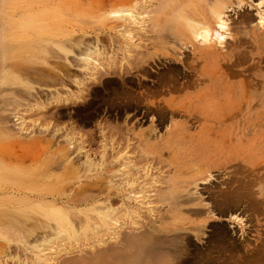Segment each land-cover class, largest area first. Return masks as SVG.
I'll use <instances>...</instances> for the list:
<instances>
[{"label": "rangeland", "instance_id": "374dc122", "mask_svg": "<svg viewBox=\"0 0 264 264\" xmlns=\"http://www.w3.org/2000/svg\"><path fill=\"white\" fill-rule=\"evenodd\" d=\"M158 1H150L149 10H158L163 2L175 5L178 2ZM229 1V31L223 33L225 40L222 44L218 42L219 33L213 34L212 42H216L219 54L207 66L203 64L209 72H200L201 80H197L196 76L184 77L182 72H169L168 61H165L168 56L173 57L172 47L175 49L179 45L172 36L177 29L174 21L172 23L176 15L173 8L167 12L170 21L167 24L163 22V29L150 27L149 34L140 42L141 49L133 50L132 58L128 59L122 51L118 52L125 49V41L118 34L119 28L116 26L133 15L137 16L144 0H0V74L2 70L9 69L18 79L5 87L0 84V118L2 116L10 123L6 124L9 128L4 131L1 130L3 122L0 121V204H4L0 205V214L10 209L9 213L1 214L0 219L9 216L22 219L25 216L30 220L32 229L33 226L36 228L31 230V224L27 223L23 230L0 222V264H37L34 261L37 251L32 249V244L36 238L40 241L44 233L47 235L52 231L51 244L38 243L42 245V264H112L108 255L112 258L117 255L116 250L123 248L117 246L115 254L113 249H109L112 254L108 253L110 251L106 249L113 244L109 237V233L110 236L112 233L102 224L99 212L95 210L109 205L105 201L108 196L116 209L115 219L116 216L120 217L117 214H121L122 203L126 206L131 204L132 209L139 212L138 215H126L122 211L118 222L113 224L116 228L119 223L124 224L121 219L125 222L120 235L129 231L135 240H139V233H145L151 229L150 225H154L158 228L153 233L157 241H150L148 245L169 251L171 248L164 240L177 236L178 253L183 255L182 264H264V26L259 23L260 15L264 14V0ZM212 2L193 0L194 9L200 13L199 10ZM151 16L152 13L145 18L150 20L148 24L153 25ZM243 18L246 22L242 24L240 21ZM164 24L168 25L166 29ZM232 26L235 27V34L230 33ZM236 31L240 34L236 35ZM70 34L73 39L82 38L89 44L98 40L105 49L109 48L107 52L113 49L118 52L115 56L117 65L111 68L105 66L101 70L112 73L100 76V84L106 76L123 78L136 73L157 82L155 87L145 88L142 97H133L131 92L121 94L129 104V107L125 105L126 118L136 104H143L145 117H150V121L137 125L125 120L123 124H99L97 130H91L88 124H62L56 123L52 114L45 117L46 111L57 109L52 105L46 110L31 107L38 102L46 103L55 90L64 93L68 87L80 96V100L73 98L70 103L60 106L66 107V110L72 109V105L84 104L94 93L93 86L99 85L88 83L82 90L73 84L72 76L81 79L85 76L84 72L77 68L71 74L62 71L66 56L59 51L58 41L65 40L64 36ZM237 38H242L241 44L237 43ZM74 51L73 63L79 68V50L75 48ZM150 56H154V59ZM143 59L148 61V72L135 68ZM99 61L101 63L102 60ZM104 63L102 61L101 64ZM195 73L198 75V72ZM31 87L34 91L29 90ZM156 87L157 90L154 89ZM197 94L199 98L195 97ZM167 102L174 106L176 115L158 121L155 111L166 106ZM15 112L22 115L25 134H15L16 130H12L11 116ZM167 124H171V128H167ZM173 126L179 128L175 130ZM51 135L55 137L49 139ZM68 136L74 147L70 149L67 159L60 152ZM78 146L83 148L82 153L77 151ZM86 156L94 162L93 165L83 164ZM116 158L129 159L131 165H135H132V170L125 169L121 166V159L113 162ZM123 168L124 172L130 171L126 172L130 177L121 175ZM146 170L151 177L143 179ZM205 171L208 176L211 175L208 184L197 181L199 184L195 187L192 178ZM156 176L162 184L161 191L150 184L144 189L156 203L138 211L137 206L126 199L130 191L123 190L126 180H138L139 188ZM111 178L113 185L110 184ZM157 189L161 195H165L163 198L155 196ZM142 194L136 195L138 199ZM42 204H53L54 208L66 210L62 230L56 229L59 235L55 231L56 221L35 208ZM24 207L29 209L17 212ZM231 214L242 218L243 223H229L227 216ZM41 225L45 228H41ZM200 225H203L202 233L207 236L198 241L193 236V230ZM162 228L165 230L162 231ZM120 235L119 238L123 239ZM127 243V248L132 246ZM139 244L134 243L137 249L134 245L129 250L125 247L123 250L126 253H121V250L120 258L130 253V257L133 255L131 259L135 257L134 261H137H132L133 264H144L145 248L142 247L143 243ZM133 250H136V255L131 253ZM119 256L113 260L115 264ZM129 256L127 260L120 259V262L123 260L128 264ZM161 259L151 263L168 264L166 258Z\"/></svg>", "mask_w": 264, "mask_h": 264}, {"label": "bare ground", "instance_id": "6f19581e", "mask_svg": "<svg viewBox=\"0 0 264 264\" xmlns=\"http://www.w3.org/2000/svg\"><path fill=\"white\" fill-rule=\"evenodd\" d=\"M150 1L152 2V0H144V5L141 7V9H140V12H139V14L137 15V16H135V15H133L132 17H130L129 19H127V20H123L122 22H121V24L120 25H118V26H116V27H118L119 28V32H118V34L120 35V37H122L123 38V40L125 41V44H124V48L125 49H120L118 52H120V51H122L123 52V54H126L127 55V57H128V59L129 58H132V55H131V53L133 52V50H139V49H141V45H140V42H141V40L144 38V37H146L148 34H149V28L150 27H153V28H155V27H160V28H162L163 29V27H162V24H163V22L165 21V23L167 24L169 21H170V19L168 20V15H167V12L169 11V10H171L172 8H173V11H174V14H176V15H174V20H172V23H173V21H174V23H175V25L177 26V29H176V31H175V33H173V38H174V40H176L177 41V44H179L177 47L178 48H175L174 49V47H172V49H173V54H171L173 57L171 58V57H169L168 56V58H165L166 60L165 61H168L167 62V64L169 65V72H182V75L184 76V77H187L188 75H192V76H196V79L197 80H201L200 79V77H202V74L200 73V72H209V70H208V67H204L203 66V64H205V66H207V63L209 64L210 63V61L212 62V61H214V59L216 58V56L219 54L218 53V49L216 48V42H212L213 41V34H217V33H219V40H218V42H219V44H222L223 43V41L225 40L224 38V35H223V33H227L228 31H229V18H227L228 17V15H227V13H229V12H231V9H230V7H231V5H230V1L229 0H212L213 2H212V4L210 5V6H208V7H206L205 9H201V10H199L200 11V13L198 12H196V10L194 9V4H193V0H176V1H178L177 3H176V5L175 4H173V3H167V2H163V3H161L160 5V8L158 9V10H156V11H153V9L151 8V10H149V7H150V5L152 4V3H150ZM158 1V0H157ZM263 1V0H262ZM171 2V1H170ZM173 2V1H172ZM257 2H258V0H257ZM206 3V2H205ZM204 3V4H205ZM211 2H209L208 4H210ZM262 3V2H261ZM158 4H159V1H158ZM158 4H156V6L158 5ZM207 4V3H206ZM263 4H264V2H263ZM261 4L259 3V5L258 6H260ZM156 6H154V7H156ZM197 8H199V7H197ZM234 7H232V9H233ZM201 11L203 12L202 14H201ZM150 13H152V16L150 17V18H152V23H153V25H150V24H148L149 23V21L145 18V16L147 15H150ZM154 13V14H153ZM167 16H166V15ZM201 14V15H200ZM171 16H173V15H171ZM252 16V15H251ZM240 17V16H239ZM231 19V18H230ZM244 19V18H243ZM249 19V18H248ZM252 19V18H251ZM232 20V19H231ZM240 20V19H239ZM233 21V20H232ZM234 22V21H233ZM242 22V24L244 23V22H246L245 21V19L242 21V19H241V21H240V23ZM171 23V22H170ZM236 23V22H235ZM235 23H233V24H235ZM260 24H262L263 26H264V14L263 15H260V22H259ZM166 24H164L163 26H164V28L166 29V27L168 26H165ZM232 24V25H233ZM239 24V23H238ZM249 24V23H248ZM234 26V25H233ZM233 26L231 27V29H230V33L231 34H235V29H237V27H236V24H235V29L233 28ZM238 26V25H237ZM239 26H241V25H239ZM243 26V25H242ZM244 27V26H243ZM242 28V27H241ZM117 29V28H116ZM169 30V29H168ZM238 30V29H237ZM232 31H233V33H232ZM236 33H238V31H236ZM240 33H238V34H236V35H239ZM244 36H245V34H244ZM65 37V40L63 39V41H61V40H59L58 41V48H59V51L61 52V53H63L65 56H66V58H65V65L62 67V71H64V72H73V71H76V68L77 69H79L80 71H82V72H84V74H85V76L83 77V78H81V79H77V78H74V75L72 76L73 77V84L74 85H76V86H78L79 88L81 87V89L82 90H85V87L87 86V84L88 83H95V84H100V76H103V75H107V74H109L110 75V73H112V72H109V70H108V72H101V70H104V68H105V66L107 67V68H111V67H113V66H116L117 65V60H116V58L117 57H115L116 56V54H118V52L116 53V49H113L114 51H111V49H110V51L111 52H107L108 50H109V48H106V49H108L107 51H106V49L104 48V46L103 45H101L100 44V42L98 41V40H95L93 43H91V44H89V43H86V41L85 40H83L82 38H80L79 40H76L75 38L73 39V37L71 36V34L70 35H68V36H64ZM240 37V36H239ZM118 38V37H117ZM242 38H243V36H242ZM242 38H239V40H238V38H237V43L238 44H241V40L240 39H242ZM244 38H246V36L244 37ZM98 39V38H97ZM229 39V38H228ZM248 39V38H247ZM244 40V39H243ZM121 41V40H120ZM236 41V40H235ZM257 41V40H256ZM258 41H259V43L261 44V40L260 39H258ZM257 41V42H258ZM57 42V41H56ZM143 42V41H142ZM226 42H227V40H226ZM226 42H224V44L226 43ZM231 42V41H230ZM198 45H197V44ZM229 43V42H228ZM228 43H226V44H228ZM247 43H248V40H247ZM259 43H256V45L258 44L259 45ZM230 44V43H229ZM234 44H236V43H234ZM255 45V46H256ZM122 46V45H121ZM227 46V45H226ZM231 46V45H230ZM116 47V46H115ZM77 49V50H79L78 51V53H79V57H78V61L81 63V67H75V65H74V49ZM112 48V47H111ZM117 48V47H116ZM260 48V47H259ZM50 49V48H49ZM118 49V48H117ZM252 50V49H251ZM242 51V50H241ZM262 51V50H261ZM47 54H49V53H47ZM244 54V53H243ZM138 55V54H137ZM233 55H235V53L233 54ZM67 57H72L73 59L72 60H68V58ZM119 57V56H118ZM121 58V57H120ZM150 58L151 59H154V56H150ZM99 59L100 60H102V61H104L105 63H106V65H105V63L104 64H101L102 63V61H101V63H100V61H99ZM240 59V58H239ZM248 59V58H247ZM121 60V59H120ZM124 60V59H123ZM264 60V59H263ZM163 61H164V59H163ZM244 61V60H243ZM245 61H246V59H245ZM121 62V61H120ZM129 62V61H128ZM240 62V61H239ZM124 63V62H123ZM157 63V62H156ZM164 63H166V62H164ZM200 63H202V65L200 66ZM240 63H242V62H240ZM118 64H119V61H118ZM121 64V63H120ZM148 64V61H145L144 59L142 60V61H140L139 62V66H137V67H135L136 68V70L137 71H139V70H141L142 72H148L147 71V69L148 68H146V65ZM238 64V63H237ZM237 64H235V66L234 67H236V65ZM63 65V64H62ZM124 65H126V64H124ZM59 66H61V64L59 65ZM231 66V64L229 65V67ZM233 66V65H232ZM121 67H123V66H121ZM151 67V66H150ZM228 67V68H229ZM152 68V67H151ZM236 69V68H235ZM110 70H113V69H110ZM231 70V69H230ZM226 71V70H225ZM229 71V70H228ZM232 71V70H231ZM2 73L0 74V84H2V87H5V86H7V85H11L12 83H14L15 81H18V79L12 74V73H10V70L9 69H4V70H2L1 71ZM195 72H198V75H196V73ZM237 72V71H236ZM66 74V73H65ZM71 74V73H70ZM75 74V73H74ZM137 74V73H136ZM121 75V74H120ZM70 76V75H69ZM71 77V78H72ZM86 77V78H85ZM79 78V77H78ZM53 79V78H52ZM61 79V78H60ZM68 79V78H67ZM72 80V79H71ZM50 81H52L51 80V78H50ZM53 81H55V80H53ZM62 82H64L63 80H62ZM199 83H200V81H198ZM197 83V81H195V84ZM91 84V85H92ZM64 85V84H63ZM194 85V84H193ZM189 86V85H188ZM64 87H65V85H64ZM67 87V86H66ZM190 87H192V85H190ZM166 88V87H165ZM185 88H187V87H185ZM29 90H32V91H34V88H29ZM173 90H175V89H172V91ZM177 90H178V88H177ZM176 90V91H177ZM49 91H51V90H49ZM48 91V92H49ZM88 91V90H87ZM55 92V94H51V96L49 97V99L46 101V103H44V104H42V103H40V102H38L37 104H34V105H32L31 107L32 108H41L42 110H46L47 108L49 109L50 108V106L52 105V107L54 108V107H60V105L62 104H68V103H70V101L71 100H73V98L74 99H78V100H80V96L78 97V95H75L73 92H71L70 91V89L67 87V91H65L64 93L63 92H61V93H59L57 90H55L54 91ZM175 92V91H174ZM46 95V94H45ZM195 97H198L199 98V94H197ZM17 98V97H16ZM19 98V97H18ZM71 98V99H70ZM38 99V98H37ZM23 101V100H22ZM17 106H20L19 104H16ZM28 106V105H27ZM22 107V106H21ZM51 107V108H52ZM174 108V106L170 103V102H167V104H166V106H163V107H159V109H157L155 112H157L158 114V116H157V120L158 121H163V120H165L166 119V117L167 116H173V115H176L175 114V110L173 109ZM5 109V108H4ZM15 109H16V107H15ZM149 109V111L151 110V108L149 107L148 108ZM178 109V108H177ZM11 111H14V110H11ZM3 112H5V111H3ZM2 112V113H3ZM180 112V111H179ZM181 113V112H180ZM49 115V114H48ZM69 116V115H68ZM11 117H13L12 118V120H13V128H12V130H16V133L15 134H19V135H21V134H23L24 133V121H23V118H22V115L19 113V112H15ZM9 118V117H8ZM5 119L6 118H4V117H2L1 116V118H0V121H2L3 123H2V127H1V130H8V128H9V126L7 127V125L6 124H10V123H7L6 121H5ZM11 119V118H10ZM194 119V118H193ZM12 120L10 121V122H12ZM156 120V121H157ZM169 120H171V118H169ZM7 121L9 122V120L7 119ZM171 124L169 125V124H167V128H171ZM12 127V126H11ZM10 127V128H11ZM173 128H175V130L176 129H178L179 127H177V126H173ZM25 129H27V128H25ZM55 130V129H54ZM27 131V130H26ZM31 132V131H30ZM11 133H9V135H10ZM25 134V133H24ZM56 135V134H55ZM55 135H51L50 136V138L49 139H52V138H54L55 137ZM71 135H73V134H71ZM69 137V136H68ZM68 137H66L65 138V143H66V145H65V147L63 148V149H61V152L60 153H62L64 156H66V158L68 159V157L67 156H69L68 154H70L69 153V151H70V149H72L74 146V144H73V142L71 141V139H70V137L68 138ZM50 140H48V142H49ZM54 142V141H53ZM42 143V142H41ZM45 143H47V142H45ZM44 143V144H45ZM38 145V144H37ZM39 146H40V143H39ZM44 146V145H43ZM45 147H48V145H46ZM85 148V147H84ZM41 149V148H40ZM46 150V149H45ZM77 151L78 152H83V148L82 147H80V146H78V149H77ZM59 152V151H58ZM81 152V153H82ZM101 153V152H100ZM61 154V155H62ZM100 155V154H99ZM118 155V153L116 154V156ZM82 156H84V155H82ZM116 156H114V157H116ZM59 157V156H58ZM56 158V157H55ZM122 161V164H121V166H123L125 169L127 168L128 170H132V165H131V161L129 160V159H127V160H124L123 158H120ZM120 159L118 160L117 158L113 161V162H117V161H120ZM132 162H133V160H132ZM73 164H74V162H72ZM93 163L94 162H92V160L91 159H89V157H85V160L83 161V164L84 165H89V166H91V165H93ZM134 163V162H133ZM97 164V163H96ZM80 164H78V166H79ZM134 165H135V163H134ZM133 165V166H134ZM78 166H77V168H78ZM75 167V169H76V166H74ZM74 167H73V169H74ZM124 168H123V170L121 169V175L122 174H124L125 176L127 175H129V174H126V172L127 173H129L128 171H126V172H124ZM258 168V167H257ZM72 170V169H71ZM80 170V169H79ZM75 171H77V170H75ZM138 171V170H137ZM143 171V170H142ZM123 172V173H122ZM148 170H146V172H144V176H143V179H145L146 177L147 178H149V177H151V175H148ZM199 172H201V171H199ZM198 172V174H200ZM119 173V172H118ZM124 176V177H125ZM128 177H130V176H128ZM209 177L211 178V175L210 176H208V172H203V173H201L200 175H196L195 177H193L192 178V180H191V182L192 183H194V185H195V187H197L198 186V184L196 183L197 181H200L201 182V184H208V179H209ZM114 178H116V176L114 177ZM131 178H132V176H131ZM134 178H135V176H134ZM118 180V179H117ZM111 181V182H110ZM110 181H108V182H110V184L112 183V185H113V182H112V178H111V180ZM124 181H125V179H124ZM172 181H173V179H172ZM107 182V183H108ZM252 182V181H251ZM262 182H263V180H262ZM123 183V182H122ZM126 183L127 184H125V186H128V187H126L125 188V186L123 187L124 189V191H126V192H128L129 190V192L126 194V199L130 202V203H133L135 206H137V208H138V211H139V209L140 208H142V207H144V206H150V207H152V204L155 202L156 203V201L154 200V201H152V197H150L149 195H147V193L144 191V189L146 188V186L148 187V185L147 184H150V185H152L151 187L152 188H158L159 189V191H161L160 190V187H161V182H160V179H159V177L157 178V176L156 177H152L151 179H150V183H144L142 186H140L139 188H137V186H138V180H126ZM116 184V183H115ZM115 184H114V186H115ZM117 185V184H116ZM122 185V184H121ZM150 185H149V187H150ZM251 185V184H250ZM252 185H253V183H252ZM254 186V185H253ZM119 187H120V185H119ZM173 187V186H172ZM117 188H118V186H117ZM121 188V187H120ZM245 188V187H244ZM158 189L157 190H155L154 192H156V194H155V196L156 197H164L163 195H161L162 193L161 192H159L158 191ZM119 192V191H118ZM143 192V194L141 195V197L139 196V198L140 199H138V196H136L137 194H140V193H142ZM238 193H239V190L237 191ZM243 192V191H242ZM250 192V191H249ZM248 192V193H249ZM11 193V192H10ZM9 193V194H10ZM252 193V192H251ZM254 193V192H253ZM3 194H5V192L3 193ZM16 194V193H15ZM112 194V193H111ZM174 194V193H173ZM180 194V193H179ZM178 194V195H179ZM250 194V193H249ZM12 196V195H11ZM17 196V195H16ZM154 196V197H155ZM264 196V195H263ZM263 196H262V198H263ZM116 197V196H115ZM43 198V197H42ZM41 198V199H42ZM47 198V197H46ZM220 198V197H219ZM53 199V198H52ZM120 201L122 202V200H123V197H122V195L120 196ZM236 199V198H235ZM191 200V199H190ZM256 200V199H255ZM263 200H264V198H263ZM105 201L106 202H108L109 203V205L107 204V207H105L104 209H100L99 210V208H97V209H95V210H97L99 213V215H100V220H101V222H102V224H104L105 225V227L108 229V230H110L111 231V233H112V236H110L111 234L109 233V237H111V240L113 241V244L112 245H114V246H112L111 245V248H107L106 250H109V249H113L114 251V253L113 254H115L116 252H115V250L117 249V246H118V248H119V246H120V248H125L126 247V243H127V245H134V243L135 244H139V243H143V245H142V247H143V249L145 248V250H144V254H143V256H144V259H143V262L142 263H144V264H149V263H151L152 261H155V263L157 262V260L159 261V259H161V258H166L167 259V263L168 264H182V262H181V260H182V256H181V254H179L178 253V249H177V247H178V244H177V242H176V239H177V236H173V238H169V239H166V240H164V242H166L167 243V245H169V248H171V250H167V251H162V250H157V247H155V248H153L154 246L153 245H148L149 244V242L150 241H152V242H156L157 240H156V238L153 236V233L154 232H157L158 231V228H156L154 225H150V227H151V229L150 230H147V231H145V233L143 232H141V234H142V236H141V234L139 233V235H140V237L138 236V234H135L136 236H138L139 238H137V239H139V240H135V238H133V236L134 235H131V234H129L128 232V234L130 235H128V236H126V234L123 232L122 234H125V238L122 236V234L120 235V230L124 227V224H125V222H123L122 221V219H121V222L122 223H124V224H120L119 223V225L115 228L114 227V223H116V222H118V219L121 217V214H122V211H124L123 213H126V215H134V214H136V215H138L139 214V212L137 213V210H133L132 208H133V206L131 205V204H127L128 206H126V204L125 203H122V206H120V207H122V209H121V214H117V215H120V217L119 216H116L117 218V220L115 219V215H114V212L116 211V209L115 208H113L112 207V205H114V203H113V201H111V198H109V196L108 197H106L105 198ZM133 201V202H132ZM203 201V200H202ZM31 202V201H30ZM63 202V201H62ZM247 202V201H246ZM264 202V201H263ZM263 202H262V204H263ZM60 203V202H59ZM66 203H68L67 201H66ZM236 203V202H235ZM255 203V202H254ZM7 204V203H6ZM64 204V203H63ZM256 204V203H255ZM1 205V204H0ZM4 205V204H3ZM3 205H1V206H3ZM52 205V206H51ZM51 205H44V204H42V205H37L35 208L36 209H38V210H40L41 212V214H43V215H45V216H49L50 218H53V220L54 221H56V228H55V231H56V229L58 230V228H59V230H62V226H61V223H63L62 221L63 220H65V218L67 217V213L65 212L66 210H63L62 208H60V207H56V208H54V205L53 204H51ZM67 205V204H66ZM257 205V204H256ZM220 206V205H219ZM242 206V205H241ZM259 206H260V204H259ZM150 207H147L148 209L150 208ZM224 207V206H223ZM262 207V206H261ZM3 208V207H2ZM6 208H7V206H6ZM74 208V207H73ZM75 208H77V207H75ZM209 207L207 206V209H208ZM29 208H26V207H24V208H22V209H20V210H17V212H20V213H22V211L24 212V211H27ZM66 209V208H65ZM255 209V208H254ZM262 209V208H261ZM9 211H10V209L8 208V209H6V210H4L1 214H6V213H9ZM149 211H153V210H149ZM208 211V210H207ZM209 212V211H208ZM216 212V211H215ZM223 212V211H222ZM150 213V212H149ZM212 213V212H211ZM224 213V212H223ZM226 213V212H225ZM0 214V215H1ZM210 214V213H209ZM214 214V213H213ZM123 218V217H122ZM131 218V217H130ZM164 218V217H163ZM57 219V220H56ZM63 219V220H62ZM127 219V218H126ZM125 219V220H126ZM227 219H228V221H229V223H231L232 222V224H235V223H237V224H242L243 222H242V218H240V217H238L237 215H233V214H231V215H228L227 216ZM120 221V220H119ZM156 221V220H155ZM0 222H2L3 224H5V225H8V226H14V227H16V228H19V229H23L24 227L23 226H25V225H28L27 223H29L30 222V220L28 219V218H26L25 216H24V218H22V219H16V218H14V217H12V218H10V216H9V218H4V220H2V219H0ZM127 222V221H126ZM153 223V222H152ZM151 223V224H152ZM29 224H31V223H29ZM150 224V223H149ZM63 225V224H62ZM116 225V224H115ZM236 225V224H235ZM64 226V225H63ZM165 225H162V227H164ZM30 229L31 230H33V229H36L34 226H33V229H32V224L30 225ZM51 226H49V228H50ZM150 227H148V228H150ZM200 227V228H199ZM198 228H196V229H194L193 231V233H194V237H195V239L196 240H198V241H201L202 240V238H204V236H205V234L204 233H202V231H201V228L203 227V225H200ZM3 228V227H2ZM41 228H45V226L44 225H41ZM49 228H47V229H49ZM119 228V229H118ZM233 228V227H232ZM6 229H8V228H6ZM10 229H12V227L10 228ZM51 229V228H50ZM142 229H143V227H142ZM144 229H146V228H144ZM24 230V229H23ZM126 230V229H125ZM165 229L164 228H162V231H164ZM36 231V230H35ZM95 231V230H94ZM53 232V231H52ZM51 232V233H52ZM57 233L56 234H58L59 232L58 231H56ZM135 232V231H134ZM19 233V232H18ZM34 233V232H33ZM49 234V237H47L48 236V234L46 235V233H44L45 234V236H44V238L43 239H41L40 241H39V238H36L35 239V241H34V239H33V246H32V249L34 248L36 251H37V254L34 256V261L37 263V264H42L43 263V260H42V257H41V254H42V248H41V246L42 245H38V243H40V244H44V245H48V244H51V241L53 240V238H51L50 237V235L51 236H53L54 235V233H52V234ZM60 234V233H59ZM58 234V235H59ZM134 234V233H133ZM119 235L123 238V239H121V238H119ZM207 236V235H206ZM205 236V237H206ZM27 237H29V236H27ZM42 237V236H41ZM57 237V236H56ZM89 237V236H88ZM130 239H128V238ZM133 238L132 240H131V238ZM169 237V236H168ZM30 238V237H29ZM159 238H161V237H159ZM185 238H187L188 239V236H186ZM243 238H244V236H243ZM242 238V239H243ZM128 239V240H127ZM126 240H127V242H126ZM178 240V239H177ZM133 241V242H132ZM139 243H138V242ZM131 243V244H130ZM133 243V244H132ZM157 244H159V242H157ZM162 245H164L163 243H161ZM140 246H141V244H139ZM109 246V245H108ZM132 246H129L130 248L132 247ZM110 247V246H109ZM128 247V248H129ZM136 247V245H134V248ZM138 247V246H137ZM137 247H136V249H137ZM116 248V249H115ZM127 248V247H126ZM127 248V249H128ZM264 248V247H263ZM123 249H118V250H116L118 253H116L118 256H119V252L122 250V252L121 253H126V251H124ZM51 250V249H50ZM129 250V249H128ZM264 250V249H263ZM99 251V250H98ZM110 252H108V253H110V254H112L111 253V250H109ZM134 252H136V250L134 251L133 250V252H131L132 254H135ZM4 253V252H3ZM2 253V254H3ZM120 253V254H121ZM137 253V252H136ZM107 254V253H106ZM129 255H130V253H128ZM131 254V255H132ZM179 254V255H178ZM59 255V254H58ZM108 255V254H107ZM106 255V256H107ZM116 255V256H117ZM122 255V254H121ZM129 255H126L125 254V258L124 259H126L127 260V256H129ZM136 255V254H135ZM115 256V255H114ZM113 256V257H114ZM115 256V257H116ZM123 256H121V258H120V256H119V259H117V260H119L118 261V263L120 262V259H123ZM133 256V255H132ZM131 256V257H132ZM112 257V258H113ZM115 257L112 259L111 258V256L110 255H108V259L110 258V262H112V264L114 263V261L113 260H115ZM130 257V256H129ZM131 257L130 258H128V259H130V260H128V264H133L134 262L136 263L137 261H134V259H135V257H133V260L131 259ZM116 258H118V257H116ZM92 259V258H91ZM111 259H112V261H111ZM123 259V260H124ZM157 259V260H156ZM78 260V259H77ZM83 260H85V259H83ZM94 260H95V258H94ZM98 260V259H97ZM121 261V262H123L124 264H127L125 261ZM162 260V259H161ZM48 262H49V260H47ZM90 262H91V260H89ZM92 261H93V259H92ZM129 261H130V263H129ZM132 261H133V263H132ZM107 262V261H106ZM121 262H120V264H121ZM69 263V262H68ZM72 263V262H71ZM77 263H79L78 261H77ZM102 263V262H101ZM116 263V262H115ZM114 263V264H115ZM117 263V264H118ZM122 263V264H123ZM154 263V262H153ZM153 263H151V264H153ZM162 263V262H161ZM66 264V263H65ZM74 264V263H73ZM76 264V263H75ZM80 264V263H79Z\"/></svg>", "mask_w": 264, "mask_h": 264}, {"label": "flooded vegetation", "instance_id": "af4514ba", "mask_svg": "<svg viewBox=\"0 0 264 264\" xmlns=\"http://www.w3.org/2000/svg\"><path fill=\"white\" fill-rule=\"evenodd\" d=\"M138 76L140 75H125L123 78L117 75L106 76L101 84L93 86L94 93L86 99L84 104L72 105V109L68 110L66 107L60 106L51 112L46 111L45 117L52 114L53 120L62 124L66 122H73L77 125L88 124L91 130H97L99 124H123L125 120L129 124L147 123L150 121V117H145L146 111L143 104H136L133 111L129 113V117L126 118L125 105L129 107V104H127V100H123L121 95L125 92H131L133 97H142L145 88L155 87L157 83L155 80L142 76L139 78ZM144 82H150V84L146 85ZM154 89L157 90V87Z\"/></svg>", "mask_w": 264, "mask_h": 264}]
</instances>
